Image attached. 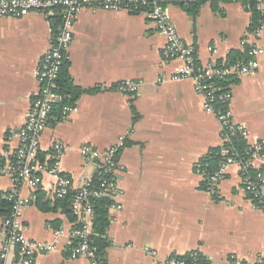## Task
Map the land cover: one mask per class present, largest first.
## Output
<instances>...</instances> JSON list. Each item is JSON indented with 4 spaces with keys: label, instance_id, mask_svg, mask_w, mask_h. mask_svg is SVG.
<instances>
[{
    "label": "crops",
    "instance_id": "0c3cea01",
    "mask_svg": "<svg viewBox=\"0 0 264 264\" xmlns=\"http://www.w3.org/2000/svg\"><path fill=\"white\" fill-rule=\"evenodd\" d=\"M167 10L203 65L225 63L233 52L249 46L264 47V24L259 35L258 29L251 31L252 15L237 1L201 2L195 17L181 5ZM54 15L0 19V154L11 156L20 145L10 132L17 134L24 126L39 95L37 74L53 42ZM164 46V37L145 12L82 10L67 60L73 84L95 93L83 94L74 103L75 113L50 124L42 136L40 159L49 161L50 149L62 144V172L76 190L95 174L94 164L80 153L82 146L107 151L124 143L117 156L123 167L117 174L121 194L115 199L122 210H110L107 264H159L166 257L193 252L209 264L264 261V212L244 192L239 167L228 168L215 196L203 188L196 165L211 148L222 145L220 123L205 110L190 80L172 79L183 63L167 61ZM127 81L140 84L138 94L119 90ZM234 81L232 122L247 129L249 146L264 145V61L257 73ZM252 166L264 168L263 153L254 156ZM0 188L10 191L12 179L1 178ZM18 190L25 198L42 191L54 200L55 181L45 176L39 190L24 185ZM34 203L22 214L27 237L56 246L38 254L36 264H90L71 258L72 224L67 217L41 212ZM0 264H16L15 256Z\"/></svg>",
    "mask_w": 264,
    "mask_h": 264
},
{
    "label": "built area",
    "instance_id": "2783aa9c",
    "mask_svg": "<svg viewBox=\"0 0 264 264\" xmlns=\"http://www.w3.org/2000/svg\"><path fill=\"white\" fill-rule=\"evenodd\" d=\"M198 0H0V19H21L31 13H54L60 10L62 23L59 26L49 51L44 55L37 74L39 95L33 101L27 113L24 126L16 134L20 145L11 156L0 154V179L10 177L13 188L5 193L6 199L14 205V211L8 219L2 221L0 227V260L6 261L10 256H15L16 264H36V257L40 253H49L55 250L53 243L32 241L26 235L22 222L23 211L33 202L34 196L23 197L18 188L27 186L37 191L40 189L45 176H50L55 181V197H65L73 191V181L62 172V161L65 147L56 143L50 149V160L42 162L41 140L44 132L50 126L55 117L52 115L55 109L61 107V121L69 118L77 111L76 106L64 104L65 97L58 91L57 81L62 66L66 59L67 50L73 42V29L79 13L87 7L102 9L110 12L134 13L140 7H149L145 12L154 22L158 32L165 39L163 56L167 61L179 60L182 68L172 78L176 81L190 80L193 83L195 93L204 100V108L214 115L221 127L222 145L230 143V137L236 130L246 139L247 129L242 125L232 122L231 91L224 92L218 86L219 81L228 77L240 78L258 72L264 61V47L259 45L249 46L246 52V60L233 65H217L209 62L206 65L199 63L196 51L188 46L180 37L176 27L168 14V6L195 3ZM227 1V0H206ZM236 2L237 0H229ZM257 9L264 13V0H258ZM260 29L256 30L259 35ZM216 54V51L213 52ZM140 84L134 81L123 83L119 90L136 95ZM124 143L111 147L107 151H101L93 146L84 145L80 148L82 157L92 162L95 166V174L85 181L82 187H78L73 198L72 208L78 216L80 227H73L69 240L71 245L77 242L76 247H71L72 259H86L90 264H101L96 255V249L91 247L90 237L94 234L92 226L95 212L91 204V198H109L113 201L110 210L120 211L122 206L115 203L116 197L121 194L118 188L117 174L123 170L117 160V156ZM252 151V152H251ZM263 153L264 145L251 147L244 155L230 154L228 149L223 150V163L218 171L209 178L207 192L216 195L221 182L226 179L227 170L236 165L240 169L242 188L252 201L254 207L264 212V171L252 176L249 170L253 168L252 160L255 155ZM200 173V172H199ZM202 175V174H201ZM98 178L99 185L94 187V178ZM0 188V193H1ZM112 220V217H111ZM61 232H57L60 235ZM156 256V252L151 253ZM17 256V258H16ZM199 252L191 254L193 264L197 261ZM179 255H172L158 261L159 264H189ZM256 264H264L261 261Z\"/></svg>",
    "mask_w": 264,
    "mask_h": 264
},
{
    "label": "trees",
    "instance_id": "16d2710c",
    "mask_svg": "<svg viewBox=\"0 0 264 264\" xmlns=\"http://www.w3.org/2000/svg\"><path fill=\"white\" fill-rule=\"evenodd\" d=\"M206 0H198L195 3L190 4H179L184 7L189 15L195 17L197 11L199 9V5L201 2H205ZM207 2V1H206ZM229 2V0L224 1ZM237 2L242 3L245 9L251 13L252 15V25L250 27L251 31H254L264 24V13L257 9L258 0H237ZM149 7H140L132 14H139L143 12H149ZM54 17L51 18L52 24V36L55 37L59 26L62 23V17L60 15V10L55 9ZM248 48H246L245 52H233L230 57H228L227 62H217V65L221 66L222 64L226 65H233L241 61L246 60V52ZM70 63L66 59L61 69V73L59 79L57 81L58 91L61 95L65 97L64 104L73 105L74 103L85 93L91 94L95 93V91H84L80 88L76 87L73 84V80L71 78L69 72ZM235 77H228L223 81H219L218 86L223 88L224 92H228L232 90V85L235 82ZM61 107L62 105L58 106L52 117H55V121L52 123H57L61 121ZM136 115V113H135ZM251 146L247 143V140L244 139L238 131H234L233 135L230 137V143H227L224 146L211 148L207 155H205L199 163L196 165V169L200 174L204 177L203 188L207 191L209 178L213 176L219 169L220 165L224 161V157L222 156V152L225 149H228L230 154H238L244 155L250 150ZM252 152V151H251ZM264 171V168L259 170L250 169L249 173L252 176H256L258 173ZM99 180L98 178H94V187H98ZM76 195V191H70L69 194L65 197H54V200L46 199L43 195L42 191H37L35 194V198L33 199L34 204H36L39 211L44 213H60L65 215L67 219L72 224V228L80 227V223H78V216L75 215V212L72 208L73 198ZM215 196V195H214ZM91 204L93 206L95 212V218L93 221V232L94 234L90 237L91 240V247L96 249V255L99 258L101 264H107L106 261V250L110 246V239L108 237V229L111 225V216H110V208L113 205V201L109 198H102V199H93L91 198ZM14 211V205L9 202L6 197L5 193H0V219L5 220L11 217ZM60 222H55V228H59ZM77 242H74L71 247H76ZM192 254V253H191ZM191 254L188 256L183 257L184 261L188 262L189 264H193ZM195 264H209L204 257L199 253L198 259Z\"/></svg>",
    "mask_w": 264,
    "mask_h": 264
}]
</instances>
